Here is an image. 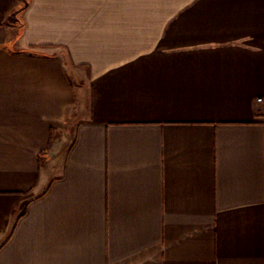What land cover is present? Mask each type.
<instances>
[{
	"label": "crops",
	"instance_id": "0c3cea01",
	"mask_svg": "<svg viewBox=\"0 0 264 264\" xmlns=\"http://www.w3.org/2000/svg\"><path fill=\"white\" fill-rule=\"evenodd\" d=\"M0 264H264V0H0Z\"/></svg>",
	"mask_w": 264,
	"mask_h": 264
},
{
	"label": "built area",
	"instance_id": "2783aa9c",
	"mask_svg": "<svg viewBox=\"0 0 264 264\" xmlns=\"http://www.w3.org/2000/svg\"><path fill=\"white\" fill-rule=\"evenodd\" d=\"M257 101L260 102V101H262V99L261 98H258Z\"/></svg>",
	"mask_w": 264,
	"mask_h": 264
}]
</instances>
